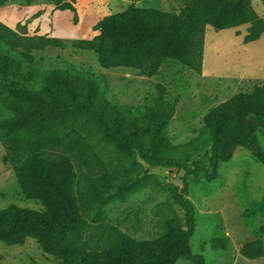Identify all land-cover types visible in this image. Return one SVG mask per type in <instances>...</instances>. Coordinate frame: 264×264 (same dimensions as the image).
<instances>
[{
    "label": "trees",
    "instance_id": "1",
    "mask_svg": "<svg viewBox=\"0 0 264 264\" xmlns=\"http://www.w3.org/2000/svg\"><path fill=\"white\" fill-rule=\"evenodd\" d=\"M15 1L30 5L34 0H0V7ZM48 1L58 10H74V0ZM243 24H250L244 43L264 33V21L251 0H190L177 14L130 6L100 19L94 26L97 35L85 43L102 68L125 66L153 76L170 59L199 70L205 28L221 31ZM54 42L42 35H21L0 22V45L22 52L25 59ZM37 78L21 60L0 51V113H8L0 119V137L15 140L13 153L24 160L21 166L13 164L21 193L43 209L14 204L0 209V243L15 246L34 240L58 264H176L180 258L205 264L190 248L195 208L187 199L188 186L214 181L220 164L231 160L238 148L264 165L259 144L264 139V85L237 93L206 113L203 135L187 146L201 152L210 145L206 167L188 164L168 150L164 130L177 98L167 101L161 85L153 104L137 119L112 106L92 80L52 70L34 89L30 85ZM105 149L137 155L150 168L182 171V185L172 189L171 197L184 210V223L166 218L163 233L148 240L133 239L113 226H96L101 237L93 241L87 235L89 206L99 192H124L131 179L119 173L125 166L110 170L102 156ZM260 230L264 232V224ZM226 247L224 238L210 240L211 250Z\"/></svg>",
    "mask_w": 264,
    "mask_h": 264
},
{
    "label": "rangeland",
    "instance_id": "2",
    "mask_svg": "<svg viewBox=\"0 0 264 264\" xmlns=\"http://www.w3.org/2000/svg\"><path fill=\"white\" fill-rule=\"evenodd\" d=\"M190 0H74L73 11L58 10L48 0L21 1L0 7V22L21 35H42L54 43L30 53L25 59L20 51L0 45V51L21 60L24 69L39 78L30 85L40 88L44 74L67 71L83 80H92L107 101L130 118H141L158 96L157 86L165 89V99L177 98L174 113L164 137L168 150L188 164L208 167L210 145L201 152L187 146L204 133L203 118L215 106L240 92H251L264 85V33L257 40L244 43L250 24L215 31L206 27L199 70L177 60H166L156 75H141L125 66L102 68L96 53L86 47L97 32L95 24L104 16L120 13L130 6L154 8L177 14ZM252 7L264 21V0H251ZM8 113L2 111L0 119ZM264 151V139L259 141ZM14 139L0 137V209L10 204L42 211L38 201L27 200L21 193L13 164L24 162L13 153ZM102 156L110 170L119 169L130 177L124 192L112 188L99 192L85 217L88 236L96 240L101 230L113 226L136 240L160 236L166 218L177 217L184 223V210L173 202L171 191L181 187L183 172L175 168H150L137 156L117 154L105 149ZM127 168L128 170H126ZM100 174V173H99ZM187 199L195 208V230L190 239L192 254L201 255L205 264H264V165L251 153L238 148L228 162L221 163L212 182H190ZM212 238L227 240L226 250H211ZM0 264H58L45 254L34 240L23 245L0 243ZM176 264H192L180 258Z\"/></svg>",
    "mask_w": 264,
    "mask_h": 264
}]
</instances>
